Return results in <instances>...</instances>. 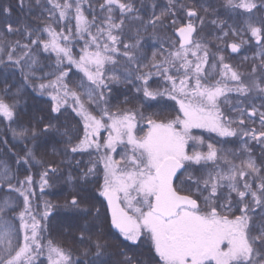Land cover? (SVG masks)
Returning a JSON list of instances; mask_svg holds the SVG:
<instances>
[{
	"label": "snow or ice",
	"instance_id": "1",
	"mask_svg": "<svg viewBox=\"0 0 264 264\" xmlns=\"http://www.w3.org/2000/svg\"><path fill=\"white\" fill-rule=\"evenodd\" d=\"M0 264H264V0H0Z\"/></svg>",
	"mask_w": 264,
	"mask_h": 264
},
{
	"label": "trees",
	"instance_id": "2",
	"mask_svg": "<svg viewBox=\"0 0 264 264\" xmlns=\"http://www.w3.org/2000/svg\"><path fill=\"white\" fill-rule=\"evenodd\" d=\"M57 193L59 192V190H55ZM50 199H53V200H56L57 198H58V196L57 195H52V196H50L49 197ZM56 233H55V230H54V232H53V235H55Z\"/></svg>",
	"mask_w": 264,
	"mask_h": 264
}]
</instances>
